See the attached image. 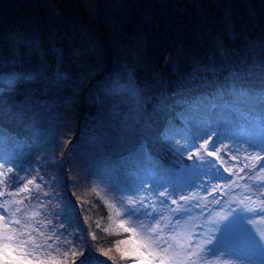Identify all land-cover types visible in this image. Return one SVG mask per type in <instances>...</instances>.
Segmentation results:
<instances>
[{
  "label": "trees",
  "instance_id": "obj_1",
  "mask_svg": "<svg viewBox=\"0 0 264 264\" xmlns=\"http://www.w3.org/2000/svg\"><path fill=\"white\" fill-rule=\"evenodd\" d=\"M13 69L40 78L0 93V128L19 158L56 175L41 204L70 209L57 233L78 225L75 251L123 264L127 233L107 227L94 179L138 151L178 166L161 131L196 98L230 86L263 95L264 0H0V80Z\"/></svg>",
  "mask_w": 264,
  "mask_h": 264
},
{
  "label": "rangeland",
  "instance_id": "obj_2",
  "mask_svg": "<svg viewBox=\"0 0 264 264\" xmlns=\"http://www.w3.org/2000/svg\"><path fill=\"white\" fill-rule=\"evenodd\" d=\"M263 99L264 94L243 87L217 88L177 110L162 129L160 137L179 157L178 166H163L149 155L147 163L138 151L99 172L94 184L109 209L107 227L122 232L123 220L129 229L117 242L126 254L123 264H141L145 257L151 264H264V216L259 215L264 211V170L256 167V157L264 159L258 104ZM18 143L0 128V172L11 169L23 181L15 188L0 183L5 193L0 196V264H66L71 252L63 241L71 236L58 234L61 223L55 220L68 217L70 209L65 202L56 211L41 204L48 198L42 193L52 194L49 186L57 177L43 174L39 160L19 158ZM213 147L220 151L209 156ZM29 180L34 183L27 185ZM26 185L30 191H21ZM141 203L156 220L126 214L130 204ZM241 208L257 214L243 223L241 216L252 213L236 211L233 219V210ZM73 230L80 234L78 225ZM47 237L52 239L45 246Z\"/></svg>",
  "mask_w": 264,
  "mask_h": 264
},
{
  "label": "snow or ice",
  "instance_id": "obj_3",
  "mask_svg": "<svg viewBox=\"0 0 264 264\" xmlns=\"http://www.w3.org/2000/svg\"><path fill=\"white\" fill-rule=\"evenodd\" d=\"M12 71H13V74L15 76V79L10 81V82H5L3 80H0V93H2L5 89H14L17 85H20V84L27 85V84L35 83L40 78L39 74L34 72V71L24 72V71H17L15 69H13ZM65 76H66V74L62 73V72H57L55 74V78L58 81L59 80H63ZM209 147H211V145H209ZM218 151H220V150L213 147L212 151L208 152V155L212 156ZM256 159L259 161L258 165L256 166L257 170H264V159H261L260 157H256ZM224 170L227 171L226 168ZM10 173H11V169H9L8 172H0V178H2V179H0V183H2L6 188H15L18 184L23 183L22 180H19L17 177L11 175ZM33 183H34L33 180H29L27 182V185H32ZM27 185L25 186V188L21 189V191H30V189L28 188ZM217 187H219V186L217 185ZM261 187H264V184H262ZM8 194L11 195L12 193L9 192ZM18 194L19 193H17V195ZM4 195H5L4 192H0V196H4ZM42 195L47 196V193H42ZM160 195L165 196L166 194L161 192ZM181 198L182 199H186L183 196ZM215 202L217 204L220 203V201H218V200L215 201ZM161 203L165 204V203H167V200L166 199L162 200ZM173 203H176V201L173 200ZM0 207H3V206L0 205ZM4 211L7 212V209H4ZM17 211H20V209H17ZM236 211H240L241 213H243L245 211H248V212L252 213L251 215H247V216H243L242 215L241 216L243 218V223H244L245 220L251 221L253 219V217L257 214L255 211H253L251 209L245 210V209L241 208V209H238V210H233V219L235 217V212ZM138 213L142 214L145 217H149L150 219H153V220L157 219L156 214L151 212V211H149L148 208H144L142 203L138 207H133L130 204L128 209H126V214L127 215L136 216ZM116 215L120 216L121 213L117 212ZM259 215L264 216V211L259 212ZM3 218H4L3 216H0V219H3ZM14 223L15 224H20L21 222H20V220H15ZM119 227L123 228V230L125 232L129 231V229L124 226V221L123 220H121V222L119 224ZM69 236H71L72 238L71 239H65L63 241V243L65 244V246L67 247L68 251H70L73 256H78L79 257L78 264H107L106 261L100 260L97 257L91 256V255L86 256L84 252L75 251L74 248H75L77 242L82 240V235H77L75 233H70ZM51 239H52V237H47L46 238L45 246H47V241L51 240ZM93 239H95V237H93ZM83 242L87 244L86 237L83 238ZM120 243L123 244V243H126V241H121ZM208 244L209 245L213 244V241L209 240ZM87 247H88L89 252H90L91 251V244H87ZM208 251L211 252L212 249L209 248ZM247 251H250L249 247H248ZM188 254L191 255L192 253L189 252ZM101 255L102 256H108V253L107 252H102ZM124 255H125V253L121 252V257H123ZM139 255L143 257L144 253L143 252H139ZM149 255H151V253H149ZM141 264H151V261L148 259V257H145L144 260L141 261ZM161 264H164V262L161 261Z\"/></svg>",
  "mask_w": 264,
  "mask_h": 264
}]
</instances>
